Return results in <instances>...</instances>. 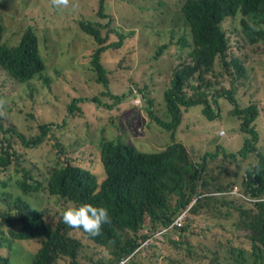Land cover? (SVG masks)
I'll return each mask as SVG.
<instances>
[{"label": "trees", "instance_id": "1", "mask_svg": "<svg viewBox=\"0 0 264 264\" xmlns=\"http://www.w3.org/2000/svg\"><path fill=\"white\" fill-rule=\"evenodd\" d=\"M80 1L91 5L98 23L86 21L85 14L78 8L74 11L79 20L77 27L92 37L96 46L85 35L93 48L90 60L82 53V50L85 52L88 49H82L80 40L70 43L71 51L74 56H79L81 68L96 76V84L104 87L105 94L112 96L111 80L103 63L106 52L121 49L126 40L144 33L147 38H155L154 43L159 49L157 57L173 55L174 58L168 66L170 88L164 92L173 117L172 124L167 127L179 128L184 114L197 106L202 107V114L207 120L214 121L218 118L220 102L228 100L234 107V116L241 121L244 138L241 149L227 151L236 139L220 154L210 153V163L218 158L235 166L236 170L231 172L223 164L220 173L223 177H219L208 169V187L204 190L197 187L199 173L182 147L175 146L161 154H149L122 142L125 140L121 137L115 138L116 141H106L101 146L98 166L101 162L106 173L101 184L89 170L85 173L67 168L55 172L50 182L53 193L72 200H92L109 211L110 221L102 226L100 234L94 237L88 235L84 239L111 253L108 264H123L125 256L131 255L142 243L141 239L143 242L146 240V237L139 235L148 220V233L153 235V232L168 228L195 198L194 206L187 213V223L165 234L163 241L168 239L166 242L175 246L178 256H181L176 258L170 254L165 258L166 264H264V152L258 145L264 133V128H261V111L264 109L260 105L261 100L254 96L248 97V107L241 108L237 95L231 90L219 92V83L211 76L216 70L219 78L233 86L245 76V60L264 62V0H171V7L176 12L163 30H155L144 23H139L138 29L134 27L138 22L129 17L117 19L113 11H128L132 3L127 0ZM26 3L22 7H27ZM11 7L3 12L7 13ZM68 8L61 10V13L69 14ZM237 17H240V28L230 31L228 35L222 24ZM1 23L0 68L12 80L32 78L43 69L37 41L32 33L33 25L27 26L20 34L22 37L17 46L8 44L10 47H7L3 43L5 26ZM236 39L240 41L242 54L231 57L235 53ZM247 43L253 46L255 52L250 51ZM258 55L260 58L256 57ZM52 99L53 96L41 103L31 99L29 105L46 111L54 119ZM15 110V105H7L5 99H0V116ZM48 125L41 124L40 133L31 139L15 128L4 130L2 126L0 135L10 132L22 144L30 143L47 138ZM249 156H255V161L244 164L242 160ZM11 163L9 151H1L0 167L7 169ZM246 164L250 166L242 172L241 168ZM96 185L102 191L94 195ZM225 207L234 208L239 213L236 225L240 230L237 232L229 231L225 225H222L224 231L210 225H193L199 219L221 220ZM21 208L20 205L18 216L2 217V226L6 231L0 233V248L16 246L11 262L23 264L19 259L12 258L19 256L17 242L27 237L39 241L37 237L45 236L44 245L36 253L29 254V264H58L62 259L79 264V260L76 263L75 259L79 248L83 247L80 241L68 239L60 230L53 231L44 223L38 211L27 207V212ZM21 212L25 216L20 215ZM230 232L231 237L227 238ZM159 247L160 241L156 243V255H143V249L125 264H141L145 258L155 259L159 264L160 259L163 262V258H159L163 248Z\"/></svg>", "mask_w": 264, "mask_h": 264}, {"label": "rangeland", "instance_id": "2", "mask_svg": "<svg viewBox=\"0 0 264 264\" xmlns=\"http://www.w3.org/2000/svg\"><path fill=\"white\" fill-rule=\"evenodd\" d=\"M26 1L0 0V20L5 26L3 43L7 47L17 46L22 37L20 34L27 26L33 25L40 39L39 44L47 68L43 76L28 83L10 79L0 68V99H5L7 105L16 106V110L11 114L0 116V126L4 130L15 128L26 138L31 139L40 133L39 126L41 124L52 125L51 133L45 142L34 149L25 148L20 139L10 132L0 135V152L8 150L12 161L7 169L0 167V233L6 231L2 226V217L7 211L5 200L21 194L17 184L25 178V174H30L33 177L29 183L44 185L37 191H33L28 200L34 204L41 203V208L47 211L49 220L57 225L59 215L69 204L49 196L44 189L47 177L54 167L71 162L92 170L98 175L99 181H104L106 173L103 165L99 162L98 166L102 138L116 141L115 138L121 137L125 140L122 142L127 144H130L129 140L136 139L133 141V145L144 153L158 152V149L165 148L170 143L169 137L150 118L147 109L153 107V112L158 117L167 118L163 94L170 87L171 75L168 66L174 60L173 55L157 57L159 49L154 43L155 38H147L144 33H140L139 37L126 40L121 49L108 50L107 55L103 57V63L111 80V90L116 94L125 95L127 101L112 112L92 104H84L80 107L84 111L78 109L73 114L68 113V106L74 97L92 99L94 96H98L103 103H112L109 97L102 95L105 89L102 85L96 84V76L90 75L88 70L81 68L79 56H74L70 47V43L80 40L82 49L85 47L88 49L85 52L82 50V53L90 60L93 48L87 41L86 34L77 27L79 20L74 11L80 8L85 14L86 21L98 23L96 14L90 4L80 0H71L67 10L69 14L64 13L65 15L59 10L49 9L48 0H28L27 3ZM127 1L132 3L128 11L125 13L113 11V14L117 19L129 17L137 21L138 23L134 27L138 29L139 23H144L151 25L155 30H163L171 22L176 12L171 7V0ZM25 3L27 7H22L25 6ZM10 7L11 9L4 13ZM229 21H224L222 24L228 35L230 31L240 28V17ZM103 34H105L104 30ZM86 36L90 38L92 45L96 46L94 39ZM235 43V53L231 57L242 54L240 41L236 39ZM247 45L251 48V52H255L253 46L248 43ZM172 52L174 51L172 50ZM256 57L260 58L259 55ZM244 63H246L245 76L241 77L233 86L219 78L216 70L211 76L214 81L219 83V92L231 90L237 95L241 108L249 106L248 97L250 96L261 100L262 107L264 103L262 102V100L264 101V62L254 63L245 60ZM56 88L59 89L55 90ZM135 92L146 97L142 101L141 107L138 108H134L131 103V100L135 98ZM52 96L55 106L54 119L46 111L29 105L31 99L41 103L46 102ZM57 97L59 99H56ZM149 100H153L152 106ZM233 109L234 107L228 100L220 102L218 118L213 122L203 116L202 107L197 106L189 109V113L185 115L179 128L178 137L186 144L192 162H201L207 152L220 154L222 145L232 138L237 141L231 148H227V151H235L243 147L244 138L240 130V121L234 116ZM63 118H67V124L60 127L63 124ZM261 119V128H264V111H261ZM223 134L225 135L222 136ZM255 158V156H249L242 162L244 164L253 163ZM223 164L231 172L236 170L235 166L218 158L210 163L209 169L213 171L214 175L223 177L220 175ZM249 166L250 164H246L241 168V171L244 172ZM196 221L193 225L197 224L203 227L210 225L222 231H224L222 225H225L229 231L240 230L236 225L239 221V213L234 208L225 207L221 220L213 218L208 221L201 219ZM148 225L149 220L145 224L144 231L139 235L141 238L142 236L148 237ZM71 235L83 245L79 264H99L100 261L101 264H108L111 259V253L108 250L98 247L78 235ZM226 237H231V232ZM167 240L165 239L159 247V249L163 248L159 257L163 258V262L160 259L159 264H166L165 258L170 254L181 258L178 256L175 246L166 242ZM40 247L41 245L34 240L17 242L19 256L12 258L19 259L23 264H29V254L36 253ZM142 250L143 255L154 256L157 253L156 245L144 247ZM3 255L11 257L8 250H4ZM58 264L71 263L62 259ZM141 264H158V261L145 258Z\"/></svg>", "mask_w": 264, "mask_h": 264}, {"label": "clouds", "instance_id": "3", "mask_svg": "<svg viewBox=\"0 0 264 264\" xmlns=\"http://www.w3.org/2000/svg\"><path fill=\"white\" fill-rule=\"evenodd\" d=\"M70 4H71V0H48V8L51 10L61 11L64 8L69 7ZM32 33H33V35L37 41V51H38V55L42 61L43 69L39 73L34 75L32 78H29L26 80H21L18 78L20 83H24V82L28 83V82H31L38 77L43 76L45 74L44 72L47 68V63L45 64L46 61H44L45 59H44L42 52H41V48H40V44H39L40 39H39L38 33L35 29H34V31H32ZM113 50L114 49H112V51ZM15 81H17V80H15ZM110 91L112 92V96L105 94L104 93L105 90H103L102 95L109 97L111 99V102H112L111 104L103 103L98 96H94L92 99L85 98V97H74L71 104L68 106V113L73 114L78 109H81V111H84L83 108H80L81 105H84V104H92V105L99 107L100 109L105 108L108 111L112 112L116 108L123 105L127 101V97L125 95H120V94L114 93L111 90V87H110ZM163 98H164V94H163ZM145 99H146L145 96L144 97L140 96L135 92V98L131 100V103L134 105V108H138V107H141L142 101ZM149 102L152 106L153 100H149ZM237 102H239L238 98H237ZM164 103H165V110H166V116H167L166 119H162V118L158 117L153 112V107L148 108L147 111H148L150 118L155 122V124L162 131H164L165 134L169 137L170 143L165 148L158 149L159 150L158 152L149 153V154L165 153L166 151H168L172 147L180 146L185 151L186 156L190 157V152H189L186 144L183 143L181 140H179V137H178L179 128L181 127L182 124L180 125L179 128L172 129V128L167 127L168 125L172 124L173 117H172V114L170 112L169 105L165 101V98H164ZM262 108L264 109V103L262 104ZM187 113H189V110H188V112H186L184 114V118H185V115ZM184 118H183V121H184ZM216 120H214V121H216ZM211 122H213V121H211ZM66 124H67V118H63V124L60 127H64V126H66ZM51 125L52 124L48 125L49 135L51 133V128H50ZM240 130H241V121H240ZM222 133H224V132H222ZM224 135L225 134H223L222 136H224ZM138 137H142V136H138ZM45 140H46V138L41 139V140H37V141H32L30 143H25L22 145L25 148L34 149V148L40 147L45 142ZM108 140L109 139H107V138L101 139L99 154H101V146L103 144H105L106 141H108ZM133 141H136V139L129 140L128 142L133 145ZM35 142H38V144H35ZM233 142H234V138L230 139L225 145H222V150L227 148ZM258 145L261 148V150L264 152V133L261 135V141H260V143H258ZM210 153L211 152H207L202 157L201 162H199V163L193 162L192 163V166L194 168H196L197 172L199 173V178L196 181L197 187L201 188L202 190H204L208 187L206 182H208L207 174H208V169H209V165H210V161H211ZM67 168L77 169V170H80V171L85 172V173H87V170H89L90 172H92L93 174L96 175L97 180H98V175L96 173H94L92 170L83 168L80 165H75L71 162H67L66 164L61 165V166H56L50 171V173L47 177V180H46V184H45V188H44L45 191L47 192V194L49 196L56 197L59 200L69 204V206H67L65 209H63L61 214L59 215V221H58L57 225H54L49 220L47 211H45L41 208V203L34 204L30 200H28V197L32 195L33 191H37L39 188L44 186L42 183H35V184L29 183V180H33V177L30 174H25V178L23 180L19 181V184L17 185L18 189L21 191V194L11 196L10 199L5 200V205L7 207V211L4 215L18 216V212H19L18 207L21 205L22 210L29 212L27 207H30L33 210L41 213L43 221L47 226L52 227L53 231L60 230V232L62 234L66 235V237L68 239H71L73 241H79V240L74 238L71 234L78 235L79 237H81L83 239L88 238V235L93 236V237L99 235L101 232L102 226L110 221L109 211L106 207L99 206L100 203H97V202L92 201V200H72L68 197H62L58 194L53 193L50 189V182H51V179H52L53 175L55 174V172L62 170V169H67ZM98 182H99V184H101L103 182V180H101V181L98 180ZM101 191H102V189L96 185V191H95L94 195L99 194ZM195 202H196V200L194 198L192 200V203L185 210L182 211V213L172 222V224L168 228L163 229V230H159L157 232H153L154 233L153 235H150V233H148V237L146 238V240L144 242H142L141 244H139V246L136 248V250L131 255L125 256V258L123 260V264L127 263L128 259L130 260L131 256L140 252L142 250V248H144V247L148 248L151 245H156V243L158 244V241H160L162 243L163 239L165 237V234L167 232H170V230H172L174 227L177 226L178 228H182L183 225H185V223L187 222V213L190 210V208H192L194 206ZM20 215L25 216V214L23 212H21ZM183 216H185V218H183ZM37 238L39 239V241H37V242L41 246L44 245L45 236H41V237H37ZM26 240H33V237H27ZM87 241H89V240H87ZM89 242H91V241H89ZM15 249H16V246L15 247L9 246L7 248H0V264H14L13 262L10 261V258H11L10 256L8 257V256L3 255V251L8 250L10 252V255L12 256ZM82 251H83V247H80L78 254H77V257L75 259L76 263L78 262V260H80V256L82 254Z\"/></svg>", "mask_w": 264, "mask_h": 264}, {"label": "built area", "instance_id": "4", "mask_svg": "<svg viewBox=\"0 0 264 264\" xmlns=\"http://www.w3.org/2000/svg\"><path fill=\"white\" fill-rule=\"evenodd\" d=\"M180 223V222H179Z\"/></svg>", "mask_w": 264, "mask_h": 264}]
</instances>
